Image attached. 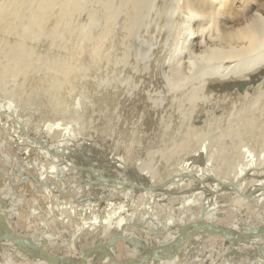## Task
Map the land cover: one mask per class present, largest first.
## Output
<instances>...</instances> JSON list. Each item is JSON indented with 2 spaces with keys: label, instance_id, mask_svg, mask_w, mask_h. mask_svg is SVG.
Listing matches in <instances>:
<instances>
[{
  "label": "bare ground",
  "instance_id": "1",
  "mask_svg": "<svg viewBox=\"0 0 264 264\" xmlns=\"http://www.w3.org/2000/svg\"><path fill=\"white\" fill-rule=\"evenodd\" d=\"M259 3L0 0V90L9 78L15 95H0V136H8L13 149L21 153L15 160L25 164L10 170L0 167V183L4 184L2 191L10 187L9 179L14 184L19 180L24 183L26 191L19 201L24 203L22 214L29 216L24 220L30 222L17 226L21 222H17L19 212L10 216L0 205V220L5 222L0 233L10 230L26 235L51 251L62 264H77L83 250L109 242L112 237L115 239L110 250L116 260L145 257L147 250L137 251V242L155 244L161 242V234H167L164 243H170L174 230L205 220L245 235L233 241L222 234L198 230L183 242L179 252L172 244L167 248L170 253L162 254L163 261L145 264H223L214 253L215 259L210 254L201 261L198 256L197 261L193 259L195 253L191 251L197 246L211 250L216 243L230 244L229 249L236 253L239 251L231 246L243 244L241 251L247 254L241 257V263L264 264V69L246 79L213 81L207 87L201 82L178 93H169L164 83L158 85L159 81L146 82L152 69L154 73L160 70L161 75L171 66L168 61L175 62L164 42L178 41L196 8L213 15V10L219 9L221 24H232L243 11H254ZM83 14L89 18L83 20L86 22H82ZM160 19L164 27L158 24ZM210 20L205 17L192 22V33L185 37L177 59H185L191 49L198 47L200 29ZM149 29L155 34L163 32V42L148 37L156 42L157 46L152 45L157 50L164 43L163 49L166 47L168 52L161 60L162 50H158L153 53L154 62L145 64L136 58V51ZM115 35L117 48L113 47ZM123 72L126 81L121 77ZM86 79L100 81L94 93L99 101L88 103L91 115L87 117L83 112L78 128L73 125L78 116L74 118L70 102L78 93L77 83ZM37 91L40 109L54 117L43 123L36 121L33 126L29 115L20 114L15 97L35 95ZM92 111L97 113L93 115ZM146 120L156 125L158 134L156 138L145 135L148 145L143 149L145 159L140 160L133 157L132 151L143 144L140 131ZM124 140L130 141V146L126 144L130 149L125 147L127 152ZM155 185L158 188L153 189ZM28 191L39 196L28 197ZM143 216L150 220L141 222ZM135 228L148 233L138 234ZM251 228L255 230L248 233ZM51 230H57L59 236ZM0 244L20 249L24 254L20 261L30 259L26 264H51L27 240L15 242L5 237ZM55 245L61 249L56 250ZM15 256L7 259L11 262ZM85 263L122 264L107 256L104 247L89 255Z\"/></svg>",
  "mask_w": 264,
  "mask_h": 264
},
{
  "label": "clouds",
  "instance_id": "2",
  "mask_svg": "<svg viewBox=\"0 0 264 264\" xmlns=\"http://www.w3.org/2000/svg\"><path fill=\"white\" fill-rule=\"evenodd\" d=\"M213 11L215 15L196 8L184 25L183 34L170 46L175 62L168 61L171 66L161 77L169 93L185 91L201 82L207 87L213 81L246 79L264 69V0L254 11H243L232 24H221L220 10ZM205 17L211 20L200 29L198 47L191 49L185 59H177L185 37L192 33V22Z\"/></svg>",
  "mask_w": 264,
  "mask_h": 264
},
{
  "label": "rangeland",
  "instance_id": "3",
  "mask_svg": "<svg viewBox=\"0 0 264 264\" xmlns=\"http://www.w3.org/2000/svg\"><path fill=\"white\" fill-rule=\"evenodd\" d=\"M86 16V17H85ZM88 20L89 18H87V14H83L82 15V22H86V21H83V20ZM159 21V25L160 24H164L163 25V27L165 26V23L163 22V20L162 19H160V20H158ZM157 21V22H158ZM161 26V25H160ZM162 27V26H161ZM148 33L146 34V36H145V39L143 40L142 39V41L144 42V43H142L143 45H142V47H141V45L138 47V49H137V53H138V57H136L137 59H139L141 62H143V63H153L154 61H153V59L155 60V58H153L152 56L154 55L153 53H157V51L158 50H162V54L160 53L159 55H161L160 57H159V59H161L162 60V58H163V56H164V53L165 52H168V51H166V47H165V49H163L164 48V46L166 45L168 48H170V46L172 45V43L170 44V42H167L168 40H166V38L168 39V37H165V45H164V43H162L163 44V46H159V48H158V50H157V48H155L154 46L156 45L157 46V44H156V42H157V40H158V42L157 43H159V41L161 40V42H163V37H162V35H160V34H162L163 32L162 31H160L158 34H155V33H152L151 32V30L149 29L148 31H147ZM151 32V34L152 35H150L149 33ZM119 32H117V34H118ZM149 34V35H148ZM158 35L159 36V38L160 39H158V37H156L155 35ZM116 36V38H114V41L116 42V43H114V45H113V47L115 48H117V46H118V43H117V41H118V39H117V35H115ZM152 37V36H154V41L156 40V42L154 43L152 40H150V39H152V38H149V37ZM116 39V40H115ZM148 42V43H147ZM153 42V43H152ZM151 43V44H150ZM167 43V44H166ZM154 46H153V45ZM161 44V45H162ZM146 47H145V46ZM148 47L149 48H151L150 50H148L147 51V49H148ZM161 47V48H160ZM146 50H145V49ZM141 49H143L144 50V52H143V50H141ZM153 49V50H152ZM151 50H152V53H149V52H151ZM168 50V49H167ZM147 51V52H146ZM154 51V52H153ZM145 52H146V54H145ZM137 53H135V56H136V54ZM140 53V54H139ZM144 55H146V57L144 56ZM149 56V57H148ZM150 57H152V58H150ZM144 60V61H143ZM153 61V62H152ZM145 63V64H146ZM155 65V64H154ZM150 66V65H149ZM151 68H150V70L152 69V65L150 66ZM154 68V67H153ZM160 71V70H159ZM159 71L157 72V73H154L153 72V69L151 70V74L150 73H148V78L146 79V82L148 83V84H152V83H157L158 81V85L159 86H161L162 84H163V80H162V74L160 75L159 74ZM126 72V74H127V72H128V70L127 71H125ZM125 72H123L122 73V75L124 76H122L121 75V77H122V79L123 78H125L126 76V74H125ZM129 73V72H128ZM153 73V74H152ZM154 75V76H153ZM160 75V76H159ZM160 78H159V77ZM153 78V79H152ZM9 79V78H8ZM8 79H6V81H8V83L6 82V85L4 86V83H3V87L5 88H1V90H0V95L2 96V97H4V98H9V96H11V94L13 95V96H15L14 95V93H13V87L11 86L10 87V83L12 84V82H9L10 80H8ZM151 79H152V81H151ZM156 79H158V80H156ZM124 80V79H123ZM122 80V82L123 83H125V84H127V82H124V81H126V78H125V80L123 81ZM145 80V79H144ZM155 80V81H154ZM91 83H90V82ZM98 81V80H97ZM96 80H87L86 79V81L85 80H82V81H80L79 83H77V95L76 96H74V98L71 100V102H70V105H71V108H73V116H74V118L76 119V117H77V122L76 121H74L73 122V125L74 126H78V128H80L81 127V123H80V120L82 119V114H84L83 112H85V114L87 115V117H89L90 115H91V112H89V110H88V108H86V106L88 105V103H93V102H95V100H96V102H98L99 101V98L98 99H95V97H94V93H95V88L98 86L97 84H100L99 82L100 81H98L97 82ZM149 81V82H148ZM150 81H151V83H150ZM161 81V82H160ZM121 82V83H122ZM145 82V83H146ZM160 83V84H159ZM9 85V86H8ZM13 85V84H12ZM95 86V87H94ZM155 86V85H154ZM153 85H152V87H154ZM159 86H157V87H159ZM156 87V86H155ZM12 88V89H11ZM7 89V90H6ZM11 89V90H10ZM156 90H159V88L158 89H156ZM8 91V92H7ZM17 92V91H16ZM24 96H25V98H24ZM34 96L36 97V99L34 98ZM37 97H39V93H38V91L35 93V95L34 94H30V93H23V95H20V97L19 96H16L15 97V99H16V101H17V103L19 104V105H21V106H19L18 105V110H19V112H20V114H22L23 116H25V117H27L28 115H29V119H30V124L31 125H33V123H35L36 121L37 122H40V123H43V120H45V119H47V118H52V117H54L53 115H50V114H47V113H43V111L40 109V105H39V103H40V97L39 98H37ZM18 98V99H17ZM21 98H22V100L24 101V103L23 102H21L22 100H21ZM97 98V97H96ZM32 101V102H31ZM20 102H21V104H20ZM22 103H23V105H22ZM31 103V104H30ZM36 103V104H35ZM87 103V104H86ZM76 106V107H75ZM85 108H86V110H85ZM85 110V111H84ZM88 110V111H87ZM25 111V112H24ZM41 111V112H40ZM75 112V113H74ZM82 112V113H81ZM88 112V113H87ZM76 113L77 114H80V115H76ZM97 112H94V111H92V114L94 115V114H96ZM46 115H49V116H46ZM92 115V116H93ZM72 116V117H73ZM149 119V118H148ZM31 120L33 121V122H31ZM96 120H100V119H96ZM101 121V120H100ZM147 122V123H146ZM149 122V120L147 121H144L143 122V125L141 126L142 128H141V131H140V135H142V137H143V144H144V146H143V144L141 145V147H139V149L137 150L136 148H135V150H134V147H133V157H135V158H137V156H138V159H140V160H142V158H143V160L145 159V155H142L143 153L145 154V150L147 149V145H148V143H147V139L145 138V135L146 134H148L149 136H152V138H156V136H157V134H158V132H157V130L158 129H155L156 127V125H152V121H150V123H148ZM80 126H79V125ZM149 124H151V125H149ZM200 124V123H199ZM148 125V126H147ZM34 126V125H33ZM120 127H122V124H121V126ZM155 127V128H154ZM101 128H103V127H101ZM149 128V129H148ZM174 128V127H173ZM103 129H101V131H102ZM152 130V131H151ZM183 131V129L181 130V132ZM104 134H105V132H104ZM0 167H2L3 169H5V170H10L11 168H12V166L14 167V168H12V169H15V168H20V167H23V165H25V164H20L21 162H18V161H16L15 159L17 158V157H21L20 156V154L21 153H19L18 152V150L17 151H15L16 149H13L14 147H12V145H11V143H10V141L8 142L7 141V139L6 138H8V136L7 135H2L1 134V136H0ZM6 140V141H5ZM142 140V139H141ZM125 141V140H124ZM146 141V142H145ZM2 142V143H1ZM6 142V143H5ZM5 144V145H4ZM124 144H125V146L123 147V149L125 150V152H127L126 150L128 149H130L126 144H128L129 146H130V141L129 140H126L125 142H124ZM154 144L155 145H158V143L156 144L155 142H154ZM153 144V145H154ZM8 145V146H7ZM155 145H154V147H155ZM248 145H250V146H252L253 145V143L251 142V141H249L248 142ZM2 146H4V147H2ZM143 146V147H142ZM127 149H126V148ZM154 147H152V148H154ZM143 149H145L144 151H143ZM1 150H2V152H1ZM7 150V151H6ZM12 150H14L13 152H15V154L13 155V153H12ZM11 151V152H10ZM142 151V152H141ZM9 152V153H8ZM17 152V153H16ZM140 152H141V154H140ZM3 153V154H2ZM11 153H12V156H11ZM19 153V154H18ZM5 154H8V155H5ZM16 154H18V155H16ZM136 154H138V155H136ZM6 156V157H8L7 159H6V157H4V156ZM12 157V158H11ZM15 157V158H14ZM12 160H14V161H12ZM141 162V161H140ZM5 164V165H4ZM8 168H7V167ZM26 167V166H25ZM1 176V175H0ZM16 176V175H15ZM11 181V182H10ZM9 182H10V184H9V186L10 187H8L7 186V188L5 189V190H3L2 191V189H3V187H4V184H2V183H0L1 185H0V191H2V192H0V197H1V201H0V205L3 207V208H5L6 209V212H7V210H8V214L11 216V214L12 213H14L15 214V216H16V212H19V215H18V217H17V222L18 221H20L21 220V224L20 223H18V225L17 226H22V227H24L23 225H27V224H30V222H26L25 220H26V218H28L29 216L27 215V214H22V210H21V206H24V203H20V201H19V199L23 196V192H25L26 191V188L23 186V184L24 183H22L20 180L19 181H17V183H13L12 182V180H10L9 179ZM22 183V185H21V183ZM28 182V181H27ZM17 184V185H16ZM18 184L22 187V188H20V186L18 187ZM3 185V186H2ZM12 185H14V186H12ZM2 186V187H1ZM16 186V187H15ZM14 188L16 189V190H14ZM19 188V189H18ZM24 188V189H23ZM18 190V191H17ZM12 191V192H11ZM18 192V193H17ZM29 192V191H28ZM29 194H30V196H28V197H33V196H39V194L38 193H36V194H31L30 192H29ZM6 195V196H5ZM4 198H3V197ZM17 197V198H16ZM24 197V196H23ZM6 199V200H5ZM14 199H15V201H14ZM12 202H14L15 203V205H14V203H12ZM29 203V205H30V202H28ZM3 204V205H2ZM13 204V205H12ZM5 205V206H4ZM9 206V207H8ZM18 207V208H17ZM7 208H9V209H7ZM16 208H17V211H16ZM20 208V209H19ZM13 209V210H12ZM13 217V216H12ZM221 218H223V217H221ZM25 219V220H24ZM40 219H43L42 217L40 218ZM141 220V222H146V221H149L150 220V217H146L145 219H144V216L140 219ZM144 220V221H143ZM152 222H153V220H151ZM24 223V224H23ZM33 223H34V221H33ZM38 223V222H37ZM158 225V224H157ZM0 226H2V224H1V221H0ZM149 226H152V228H154L155 229V225L154 224H152V223H150L149 224ZM164 227V226H163ZM55 228V227H54ZM53 228V229H54ZM56 229V228H55ZM136 229V228H135ZM142 229H144L143 227H142ZM51 231H55L54 233H52L53 235H55L56 237H58L59 235L57 234L58 232H57V230H51ZM135 231H137L138 232V229H136ZM140 231L141 230H139V232H138V234L140 233ZM180 230H174V232L172 233V234H174V238L176 237V235L178 234V232H179ZM141 232H143L144 233V235H147V233H148V231H146V233H145V230H142ZM156 232H158V231H156ZM143 233H141V234H143ZM167 234H165V235H163V234H161L160 236L162 237L161 238V242H158V243H155V244H149L148 242H140V243H136V245L134 246L135 247V249L137 250V251H142V252H145V248L144 247H146V250H147V245L149 246V247H157L156 245L157 244H160L159 246H161V243L163 244L164 242H165V238H167V236H166ZM160 236H159V238H160ZM189 237H191V235L189 236ZM188 237V238H189ZM127 238H128V241L129 240H131V237L130 236H128L127 235ZM187 238V239H188ZM64 238H63V240L61 239V241L62 242H64ZM172 242V241H171ZM173 244H175V245H177L176 243H173ZM8 245V244H7ZM6 244L5 245H3V244H0V264H26V261L28 260H26V261H20V260H24V257H23V255L24 254H22L21 253V250L20 249H17V248H15L16 246H12V248L11 247H8ZM155 245V246H154ZM201 245H205V244H201ZM219 245H221V246H219ZM228 245H230V244H228ZM228 245H224V243H219L218 245H217V243L215 244V247H212V246H214V245H212L211 246V250L209 249V247L207 248V247H205V246H203V247H201V246H197L195 249V251H191V253H195V254H193V257H191V259L193 258L194 260L196 259V261L198 260V257H199V260L201 261V259L200 258H207V257H209V254L212 256V257H210V258H214V254H216L215 256H216V258H220V259H222L223 260V264H226V262H228L229 261V263L228 264H243V263H241V261L243 260V259H241V257L243 258V254H247V252H245V251H241L242 249H241V246L243 245V244H241V245H239L238 244V246H231V247H235V250H237V251H239V253H236V252H232L231 250V248L229 249V246ZM56 246V245H55ZM224 246V247H223ZM221 247H223L222 249H221ZM237 247V248H236ZM239 247V248H238ZM14 248V249H13ZM56 250H58V249H61V248H59V246L57 245L56 247H54ZM159 248V251H158V253L160 252V254L162 255H164V254H166V253H170V249H165L164 250V248H161V247H158ZM181 248V247H180ZM178 249V250H181V249ZM205 248V249H204ZM212 248H215V250L213 249L212 250ZM217 248H219V253H218V249ZM226 248V249H225ZM13 249V250H12ZM210 250V253H206V251L208 252L209 250ZM225 249V250H224ZM229 249V250H228ZM2 250V251H1ZM10 250H12V252L10 251ZM177 250V252H179ZM227 250V251H226ZM19 251V252H18ZM213 251H216V252H213ZM231 251V252H230ZM3 252V253H2ZM16 252V253H15ZM147 252V251H146ZM198 252H199V254H198ZM205 252V253H204ZM6 253V254H5ZM7 253L9 254V255H7ZM12 253V254H11ZM214 253V254H213ZM229 253V254H228ZM241 253V254H240ZM251 253H253V252H251ZM11 254V255H10ZM206 254V255H205ZM219 254V255H218ZM224 254H226L228 257H226V255H224ZM14 256V255H16L17 256V259H16V256L14 257L15 259L14 260H11V262H9V258L11 257V256ZM21 255V256H20ZM180 255V254H179ZM222 255V256H221ZM229 255H231V256H229ZM3 256V257H2ZM18 256H20V257H18ZM198 256V257H197ZM204 256V257H203ZM5 257V258H4ZM237 257V258H236ZM8 258V259H7ZM228 259V261H227V259ZM251 258H252V256H251ZM4 259V260H3ZM5 259H6V261H5ZM193 259H192V261H193ZM215 259V258H214ZM213 259V260H214ZM19 260V261H18ZM30 260V259H29ZM28 260V261H29ZM210 260V259H209ZM208 260V261H209ZM218 261H221V260H218ZM6 262V263H5ZM25 262V263H24ZM199 262V261H198ZM231 262V263H230ZM171 264H172V262H171Z\"/></svg>",
  "mask_w": 264,
  "mask_h": 264
},
{
  "label": "water",
  "instance_id": "4",
  "mask_svg": "<svg viewBox=\"0 0 264 264\" xmlns=\"http://www.w3.org/2000/svg\"><path fill=\"white\" fill-rule=\"evenodd\" d=\"M152 187H153V189L158 188V186H156V185L152 186ZM0 221H1V224L3 226H5V222L3 220H0ZM190 227H192L194 229L188 230ZM184 230H188V231H184ZM198 230H203L207 233L222 234V235L226 236L229 240H233L236 236L240 237L242 235H245V233L243 231H239V232L237 231L236 233H234V231H230L227 228V226L218 224L216 222H209V221H205V220H200V221L192 222L190 224H187V225L181 227L180 231L178 232L176 237L173 238L172 242L163 243V244L161 243V248L165 249V248L171 246L173 243H176L177 244L176 251H177L181 247L183 242L189 237V235L194 234ZM253 230H255V228H251L248 231V233L253 232ZM0 231H2V230L0 229ZM5 237L10 238L15 242H18L20 240H27L32 244V246L35 248V250L39 254L41 253L47 259V261H49L51 264H62L59 261L60 259L57 256H55L51 251L45 249L37 241H35L32 238L27 237L26 235H18L17 233H14V232H11L10 230H8L7 232L4 231V232L0 233V239L5 238ZM114 239H115V237H112L111 241H109V242L98 243V244H95L91 247H87L85 250H83V256L78 259L77 264H86L85 263L86 258L89 255L96 252L97 250H99L101 247L105 248V252H106L107 256H109L112 260H114L118 263H122V264H145L149 261H154V262L163 261V259H162L163 256L160 253H158L159 248H157V247L154 248L153 246L152 247L148 246L147 255L145 257L122 258L120 260H116V257L112 254V252L110 250L111 244L114 242ZM158 245H160V244H157V246ZM144 248L146 250V247H144ZM166 257H170V256L168 255Z\"/></svg>",
  "mask_w": 264,
  "mask_h": 264
}]
</instances>
